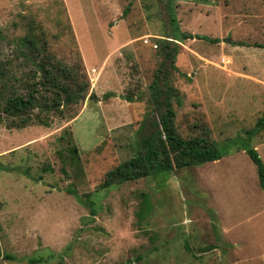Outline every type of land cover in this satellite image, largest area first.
I'll return each instance as SVG.
<instances>
[{
    "label": "rangeland",
    "instance_id": "rangeland-1",
    "mask_svg": "<svg viewBox=\"0 0 264 264\" xmlns=\"http://www.w3.org/2000/svg\"><path fill=\"white\" fill-rule=\"evenodd\" d=\"M97 1L0 0V60L15 61L12 40L33 21L87 86L61 113L34 111L49 127H10L2 115L0 264H264V189L240 151L264 115V0ZM171 18L183 33L217 40L178 42L176 128L224 155L99 190L135 156ZM106 35L122 43L110 53ZM250 143L264 165V130ZM142 195L152 211L139 222Z\"/></svg>",
    "mask_w": 264,
    "mask_h": 264
},
{
    "label": "trees",
    "instance_id": "trees-1",
    "mask_svg": "<svg viewBox=\"0 0 264 264\" xmlns=\"http://www.w3.org/2000/svg\"><path fill=\"white\" fill-rule=\"evenodd\" d=\"M170 21L173 28L158 42L163 61L148 88L152 111L145 114L140 123V140L135 156L108 172L99 190L150 176L157 178L166 171L215 162L224 155L217 144L204 135L190 138L180 135L175 125V108L182 105V98L170 82L171 72L178 71L175 66L178 42L203 39L214 43L217 40L183 33L176 26L174 18ZM33 23L29 22L23 35L12 40L15 61L21 62L15 66L14 60H0V123L5 117L10 119V127L24 128L34 120L49 127L50 122L37 113L33 114L34 111L61 113L65 107L81 102L87 91V86L79 83L76 69H70L48 51L45 31ZM125 100L134 102L131 97ZM16 119L18 122H15ZM262 130L264 115L256 121L252 130L247 131L248 144L242 146L240 151H244L256 166L259 185L264 189V165L258 152L250 146L251 139ZM68 153L72 162L78 159L76 146L68 148ZM151 211L149 197L142 195L137 213L139 222L146 219Z\"/></svg>",
    "mask_w": 264,
    "mask_h": 264
},
{
    "label": "crops",
    "instance_id": "crops-1",
    "mask_svg": "<svg viewBox=\"0 0 264 264\" xmlns=\"http://www.w3.org/2000/svg\"><path fill=\"white\" fill-rule=\"evenodd\" d=\"M92 1V0H91ZM96 1V0H95ZM98 1H100V0H98ZM98 1H97V3H98ZM102 1H104L106 4L107 3H110V2H112V1H110V0H102ZM108 35V34H107ZM106 35V36H107ZM75 36H76V34H75ZM108 37V36H107ZM109 38V37H108ZM107 38V42L110 44V46H111V48L109 49V52L108 53H110V52H112L115 48H117V47H119L122 43H121V41L120 40H115V39H113V37L111 38H109L108 39ZM76 40L78 41V45H79V48H80V50H82V44L80 43V41H79V37L78 38H76Z\"/></svg>",
    "mask_w": 264,
    "mask_h": 264
}]
</instances>
